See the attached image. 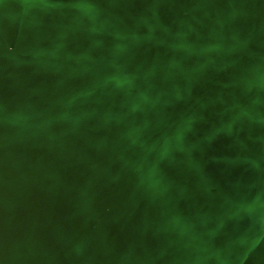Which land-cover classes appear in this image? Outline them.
<instances>
[{
	"label": "water",
	"instance_id": "obj_1",
	"mask_svg": "<svg viewBox=\"0 0 264 264\" xmlns=\"http://www.w3.org/2000/svg\"><path fill=\"white\" fill-rule=\"evenodd\" d=\"M0 264H264V0H0Z\"/></svg>",
	"mask_w": 264,
	"mask_h": 264
}]
</instances>
